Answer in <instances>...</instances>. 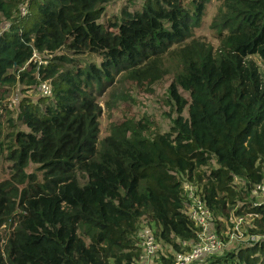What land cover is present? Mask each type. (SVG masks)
Instances as JSON below:
<instances>
[{
	"label": "trees",
	"instance_id": "16d2710c",
	"mask_svg": "<svg viewBox=\"0 0 264 264\" xmlns=\"http://www.w3.org/2000/svg\"><path fill=\"white\" fill-rule=\"evenodd\" d=\"M218 1L214 48L193 36L208 0H143L105 22L114 0H0V162L12 173L0 181V264H135L143 224L168 264L164 246L185 253L198 240L186 182L217 233L235 203L262 216L248 232L264 233L249 192L264 182V78L250 58L264 63V0ZM168 73V132L124 119L99 138L104 84L150 87ZM233 247L204 264H264V244Z\"/></svg>",
	"mask_w": 264,
	"mask_h": 264
},
{
	"label": "rangeland",
	"instance_id": "374dc122",
	"mask_svg": "<svg viewBox=\"0 0 264 264\" xmlns=\"http://www.w3.org/2000/svg\"><path fill=\"white\" fill-rule=\"evenodd\" d=\"M143 0H114L111 4L106 6L105 12L102 16L103 21H107L114 16H118L123 8L129 10L140 9ZM220 5L218 0H208L205 6V15L201 25L193 31V36L199 41H205L211 44L214 48L218 47V41L214 39V32L211 29L213 17L217 12ZM24 13V8L20 9ZM67 56L64 52L58 53ZM50 59V56L48 57ZM253 62L258 65L262 78H264V63L256 56L250 57ZM36 60L45 65L47 61L43 57H37ZM97 63L95 56H86L82 58L80 63L86 62ZM166 66H168L166 64ZM171 74H166L159 82L151 85L150 87H136L128 82L123 81L120 75L115 76L114 80L110 83L104 84L103 92L96 95L97 102L99 103L102 113L99 118V138L103 139L109 134V127L116 122L124 119L138 121L142 119L143 122L148 121L150 129L155 132H168L171 126L172 119L175 118L176 107L173 100L168 95V88L171 82ZM29 95L32 99H37L40 92L36 90L35 93L30 92ZM21 96L20 91H12L10 97L6 100L7 111L14 113ZM5 120V119H4ZM3 123V121L0 120ZM5 127V122H4ZM37 166L30 165L26 170L28 173H35L40 176L36 171ZM12 173L10 163L4 161L0 162V181L9 180ZM6 231V232H5ZM8 235L6 229H0V238L3 241ZM0 241V245L3 243ZM229 245V249H232Z\"/></svg>",
	"mask_w": 264,
	"mask_h": 264
},
{
	"label": "built area",
	"instance_id": "2783aa9c",
	"mask_svg": "<svg viewBox=\"0 0 264 264\" xmlns=\"http://www.w3.org/2000/svg\"><path fill=\"white\" fill-rule=\"evenodd\" d=\"M51 88L47 83L40 86L42 95L50 94ZM185 194L183 213L188 216L194 226L198 228V240L194 242L185 253H175L172 249L161 254L164 259L170 256L173 261L168 264H204L206 258L212 255H220L228 250L229 245L250 247L253 244H264V233H249L253 219H261L256 212H246L245 205L235 203L228 211V224L219 233L216 232V219L212 211L207 207L198 193V189L186 182L183 184ZM253 198L252 208L264 210V182L250 188ZM136 245L139 255L135 264H162L158 256L160 245L153 237L152 229L147 225H141L136 234ZM183 246L188 243H183ZM167 252V253H166Z\"/></svg>",
	"mask_w": 264,
	"mask_h": 264
}]
</instances>
